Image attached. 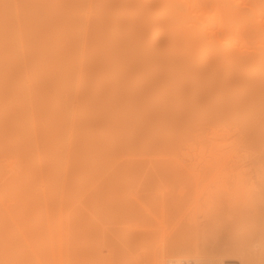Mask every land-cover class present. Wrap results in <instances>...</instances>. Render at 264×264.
<instances>
[{
    "label": "bare ground",
    "instance_id": "bare-ground-1",
    "mask_svg": "<svg viewBox=\"0 0 264 264\" xmlns=\"http://www.w3.org/2000/svg\"><path fill=\"white\" fill-rule=\"evenodd\" d=\"M261 2L262 5L259 4ZM254 6L262 8L259 14L253 15ZM263 6L264 0H0V261L19 264L26 260L24 247L28 244L31 194L27 179L32 170V138L36 136L32 131L40 133L39 129L45 126L40 121L42 126L36 122L40 128H34L32 103L41 100L44 106L45 98L60 99L64 127L71 130V135L94 128L119 133L127 131L129 126L133 129L128 131L137 130L135 125L143 126L145 121L138 123L142 120L137 122L136 119L133 123L135 119L132 122L127 113L119 116L118 113L107 112V122L103 125L101 121L95 122L96 125L76 121L75 116L69 115L70 110L76 108L77 100L83 99L81 97L88 92L90 96L102 95L113 84L130 81L164 83L196 87L204 95L217 92L224 109L247 112L264 120ZM207 11L213 14H206ZM213 15L216 23H209L207 19ZM201 50L208 51V54L201 53L195 57ZM257 66L261 67L250 76H243ZM92 84L97 88L94 91L89 90L90 87L87 89ZM244 85L250 87L246 92H238ZM41 101L38 106L42 109ZM176 113L178 118L182 114ZM205 119V116L201 117L199 122ZM179 121L177 125L182 123ZM192 121L191 126L188 123L180 126L187 130L188 125L192 129L195 120ZM145 123L144 126H152L153 121ZM169 123L166 125L168 128L173 126ZM44 135L34 141L35 149L44 146L41 144L45 143L41 140V137H47ZM42 150L36 155L42 157L37 172L40 178L46 174L43 171L46 158L44 160ZM7 155L14 160H7ZM4 157L6 161L3 162ZM59 157L57 153L54 165ZM61 167L66 168L59 163L54 170L60 171ZM166 169L162 170L159 178L167 180L169 188L159 197L151 196L146 187L135 197L116 200L117 204L121 203L127 219L139 221L136 228L142 234L150 232L151 218L155 230L161 229L170 210L176 212L181 205L184 191L178 188L175 176L182 170L178 171V168L172 173ZM195 181L199 185L197 178ZM128 183L136 184L135 181ZM195 196L188 210L186 206L190 199H183V202L188 200L183 203L186 213H178L180 207L175 217L181 216L173 218L175 224L171 230H157L164 242L160 241L161 245L153 252L151 250L150 258L145 257L151 260V264H180L189 260L194 264H212L207 257L185 256L190 251L196 254L205 252L207 248L211 252H223L219 264L228 260L255 264L256 256L264 264V221L256 231L242 234L251 238L249 243H240L242 241L238 237L235 241H240V245L237 242L231 245L232 241H228H234L237 236H232L229 231L230 220L221 216V206H209L218 197L198 191H195ZM204 206L208 207L206 214ZM197 209L203 211L200 220L196 218ZM158 212L161 214L159 217ZM80 215L82 218L87 216L85 213ZM134 230L122 231L129 244L138 243L134 239L139 232ZM139 240L143 244L145 239ZM138 246L143 245L139 243Z\"/></svg>",
    "mask_w": 264,
    "mask_h": 264
},
{
    "label": "rangeland",
    "instance_id": "rangeland-1",
    "mask_svg": "<svg viewBox=\"0 0 264 264\" xmlns=\"http://www.w3.org/2000/svg\"><path fill=\"white\" fill-rule=\"evenodd\" d=\"M261 9L254 6L253 15L259 14ZM206 14L213 13L207 11ZM207 20L209 23H216L214 15ZM237 43L242 44L238 40ZM207 52L201 50L194 56L201 53L207 55ZM260 67L257 66L243 76H250ZM95 86L88 85L87 89L90 87L89 90L94 91L97 89ZM249 87L250 85H244L238 92H246ZM88 93L81 97L83 99H78V103H71L77 105L69 113L70 116H75L76 121H101L102 124L108 120L105 118L107 112H113L119 116L127 113L132 122L135 119L133 123L138 119L137 122L142 120L138 123L153 121L154 124L144 126V122L145 128L135 125L137 130L135 128L128 131L132 128L129 126L127 131L119 133L94 128L71 135V130L64 127L65 118L62 119L64 116L60 112V99L45 98L44 106L40 100L42 109L38 106L41 105L40 101L32 103L31 121L34 128L37 126L36 122L40 125V121L44 122L40 127L42 124L45 126L39 129L40 133L34 129L32 131L36 136L32 138V170L27 179L31 190L27 220L28 244L24 247L26 260L19 264H151L148 259L151 250L153 252L164 242L160 240V232L171 230L175 224L173 218L181 216L179 214V217H175L180 207L178 213L182 215L190 209L188 206L196 197L195 191L218 197L209 206H221V216L230 220L229 231L232 236H237L233 238L234 241L229 239L228 242L232 241L231 245H235V242L239 244L240 241H235L238 237L242 241L240 243H249L251 238L242 234L256 231L264 221V120L247 112L224 109L217 92L204 95L198 88H186L184 85L139 84L130 81L110 85L106 93L97 94L99 97L90 96ZM155 112L166 114L158 115ZM176 112H182V119L176 116ZM204 116L206 119L199 122ZM179 119L182 123L177 125L181 122ZM192 120H195V126L200 125L201 128L194 126L191 129L186 125L187 130L183 129L184 124L191 126ZM167 123L173 125L170 126L172 129L166 126ZM181 124L184 126H180ZM41 131L46 132L45 135L43 132L42 134L47 137H41L45 143H41V140L39 142L44 146L35 149L37 146L34 141L43 136L40 135ZM41 150L44 160L46 158L45 169L42 166L46 174L42 178L37 173L42 157H36ZM57 153L60 157L54 165ZM7 156V160H14L10 155ZM5 158H2L3 162L6 161ZM59 163L66 168L54 170ZM172 167L182 170L175 179L179 183L178 188H183L182 198L190 199L189 203L188 200L184 201L188 208L184 207L182 199L178 210L173 212L171 209L172 214H167L168 219L161 229L155 230L152 218L148 217L151 218V230H147V234L143 233L146 234L144 236L136 228L139 221L127 219L121 203L117 204L116 200L135 197L146 187L149 188L151 196L159 197V194L167 192L169 188L168 181L159 178V174L166 168L174 173L177 169H171ZM195 178L199 185H196ZM128 181H135L136 184L130 185ZM207 209V206L203 207L205 214ZM200 210H196L199 214L195 212L198 220L203 217V211ZM80 213H85L86 218H82ZM157 215L159 217L160 212ZM126 229H137L134 231L143 235L140 234L139 239H145L146 243L145 240L142 241L143 244L140 242L138 234L134 239L138 243L133 245L126 242L122 236V231ZM230 233L227 235L230 236ZM243 237L244 240L241 239ZM139 243L143 246H138ZM208 249L197 254L190 251L185 256L207 257L212 264H219L220 259H223V252L219 248V253L217 250L211 252ZM147 253L148 256L145 255ZM225 263L238 264L233 260L224 261L222 264ZM261 263L256 256L255 264ZM0 264L16 263L0 261Z\"/></svg>",
    "mask_w": 264,
    "mask_h": 264
},
{
    "label": "built area",
    "instance_id": "built-area-1",
    "mask_svg": "<svg viewBox=\"0 0 264 264\" xmlns=\"http://www.w3.org/2000/svg\"><path fill=\"white\" fill-rule=\"evenodd\" d=\"M167 264H172V263H167ZM180 264H194V262L189 260V261H182V263ZM225 264H235V263H225Z\"/></svg>",
    "mask_w": 264,
    "mask_h": 264
}]
</instances>
